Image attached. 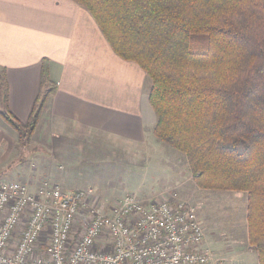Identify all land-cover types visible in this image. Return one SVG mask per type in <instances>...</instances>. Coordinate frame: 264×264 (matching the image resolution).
Returning a JSON list of instances; mask_svg holds the SVG:
<instances>
[{"label":"trees","instance_id":"obj_1","mask_svg":"<svg viewBox=\"0 0 264 264\" xmlns=\"http://www.w3.org/2000/svg\"><path fill=\"white\" fill-rule=\"evenodd\" d=\"M112 50L148 76L155 137L185 156L200 189L247 194L248 243L264 264V0H74ZM55 89L48 60L25 122L0 117L28 145Z\"/></svg>","mask_w":264,"mask_h":264},{"label":"crops","instance_id":"obj_2","mask_svg":"<svg viewBox=\"0 0 264 264\" xmlns=\"http://www.w3.org/2000/svg\"><path fill=\"white\" fill-rule=\"evenodd\" d=\"M43 59L55 89L31 141L40 145L37 157L51 180L74 190L79 185L64 184L66 175L95 158L139 160L146 151L161 149L153 133L148 76L112 50L85 8L74 0H0V68L7 75L8 108L21 122L38 96ZM17 147L16 132L0 117V159ZM168 170V183L180 180L168 188L179 185L185 198L186 168ZM193 185L198 189L194 180Z\"/></svg>","mask_w":264,"mask_h":264},{"label":"built area","instance_id":"obj_3","mask_svg":"<svg viewBox=\"0 0 264 264\" xmlns=\"http://www.w3.org/2000/svg\"><path fill=\"white\" fill-rule=\"evenodd\" d=\"M90 193L46 182L32 193L0 180V264H213L197 208L177 192L158 201L126 195L105 212L85 208L91 217L74 241Z\"/></svg>","mask_w":264,"mask_h":264},{"label":"rangeland","instance_id":"obj_4","mask_svg":"<svg viewBox=\"0 0 264 264\" xmlns=\"http://www.w3.org/2000/svg\"><path fill=\"white\" fill-rule=\"evenodd\" d=\"M160 144L162 147L159 151H146L145 156L139 160L131 157L95 158L81 171L75 170L68 175L65 174L67 177L64 184L79 185L74 190H67L47 176L45 171L47 166H44L39 158L41 147L31 141L24 147L18 145L17 152L16 148L14 151L11 149L3 160L0 159V180L23 182L32 193L45 182L49 186L57 185L65 192L90 189L91 193L84 196L82 199L84 205L80 207L75 217V229L71 235L75 241L83 233L91 217L85 208L93 207L105 212L109 206L126 195H134L142 201H158L168 197L172 192L178 193L179 185L172 189L168 187L180 180L175 182L172 179L169 183L166 180L170 174H167V168L172 172L174 165H177L183 168V172L186 168L188 178L186 188L181 189V194L187 199L182 198L179 193L178 195L196 206L204 229L205 244L212 249L213 254L218 253L223 258L216 260L213 255V264H258L257 253L248 243L246 192L200 189L197 186L198 189H194L193 177L187 164L186 167H182L186 162L185 156L165 143ZM131 154L130 151L128 155ZM52 176L56 178V173ZM16 238L14 237V241Z\"/></svg>","mask_w":264,"mask_h":264}]
</instances>
